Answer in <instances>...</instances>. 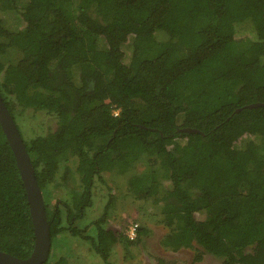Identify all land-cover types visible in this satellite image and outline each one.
Segmentation results:
<instances>
[{"label":"trees","instance_id":"obj_1","mask_svg":"<svg viewBox=\"0 0 264 264\" xmlns=\"http://www.w3.org/2000/svg\"><path fill=\"white\" fill-rule=\"evenodd\" d=\"M0 96L44 197L45 264H76L80 242L134 264L152 232L109 228L121 196L167 252L264 264V0H0ZM35 242L0 124V251L27 259Z\"/></svg>","mask_w":264,"mask_h":264},{"label":"rangeland","instance_id":"obj_2","mask_svg":"<svg viewBox=\"0 0 264 264\" xmlns=\"http://www.w3.org/2000/svg\"><path fill=\"white\" fill-rule=\"evenodd\" d=\"M44 121L39 120L33 122L34 126H39L42 122L44 125L48 126L49 119L43 118ZM26 129V127H25ZM105 191V190H104ZM116 212H113L112 219L109 222V228L116 233H124L125 228L131 222H140L138 220H143V222L147 225L149 230H151V237H146L141 244L138 246L137 251L136 248L134 250L131 249L135 255V259L130 260L129 262L134 264H157V258H162L170 263L176 264H224L223 260L214 257V256H206L201 262H194L195 252L192 250H180L176 253L167 252L162 249L160 246V240L165 234L166 230L163 226L158 225L151 219L152 211L147 207L143 206V202L134 201L132 199L127 200L122 198L116 204ZM104 211V205L102 202H94L93 207H89L87 210V216L89 218L95 219L97 216ZM76 249L77 258L76 261L78 264H100L98 260L95 259L94 253L89 252V246L80 242L74 245ZM126 249L124 245H118L115 249L114 260L116 264H128L125 256ZM130 253L127 255L129 256ZM103 264V262H102Z\"/></svg>","mask_w":264,"mask_h":264},{"label":"water","instance_id":"obj_3","mask_svg":"<svg viewBox=\"0 0 264 264\" xmlns=\"http://www.w3.org/2000/svg\"><path fill=\"white\" fill-rule=\"evenodd\" d=\"M261 106L263 104H253L245 108L253 109ZM242 110H237V113ZM0 124L14 153L18 169L26 187L36 237L34 251L27 259H19L0 251V264H45L51 253V237L44 197L36 180L35 170L24 140L1 96ZM182 131L192 134L199 133L198 130L192 128H186Z\"/></svg>","mask_w":264,"mask_h":264},{"label":"built area","instance_id":"obj_4","mask_svg":"<svg viewBox=\"0 0 264 264\" xmlns=\"http://www.w3.org/2000/svg\"><path fill=\"white\" fill-rule=\"evenodd\" d=\"M115 115L118 114V111L114 112ZM138 229H139V225L136 222H131L128 226V229L126 231V236L131 239L134 240L137 238V234H138Z\"/></svg>","mask_w":264,"mask_h":264}]
</instances>
